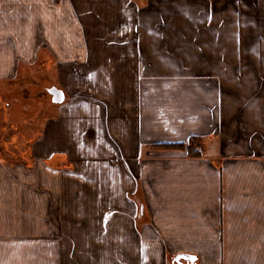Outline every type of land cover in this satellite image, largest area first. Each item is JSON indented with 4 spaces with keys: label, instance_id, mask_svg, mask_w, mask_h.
Masks as SVG:
<instances>
[{
    "label": "crops",
    "instance_id": "crops-1",
    "mask_svg": "<svg viewBox=\"0 0 264 264\" xmlns=\"http://www.w3.org/2000/svg\"><path fill=\"white\" fill-rule=\"evenodd\" d=\"M38 101L0 264H264V0H0V130Z\"/></svg>",
    "mask_w": 264,
    "mask_h": 264
},
{
    "label": "rangeland",
    "instance_id": "rangeland-1",
    "mask_svg": "<svg viewBox=\"0 0 264 264\" xmlns=\"http://www.w3.org/2000/svg\"><path fill=\"white\" fill-rule=\"evenodd\" d=\"M40 102L41 101L37 102L38 104L34 107V109L32 108V106H27L28 108L30 107L29 111L33 110L29 114L22 115L23 112H22L21 107H20V108H18L19 109L18 110V114H16V115H18V117L16 115H14V119H13V118H10L8 116V119H9L8 121L9 122L10 121H14V122L12 123V126H10V127L7 126L8 128L7 127L4 128L5 130H0V147H1L2 140L3 141L7 140L9 137H11L12 132L18 131L21 126H25L27 128V126H29L28 123H31V124L34 123L35 124V123H40L41 122V120L47 115L48 110L43 109V107L40 108ZM27 107H24V110L28 111ZM0 112H2L1 108H0ZM8 121L6 120V122H8ZM1 122L4 123V119L0 118V123ZM38 129H39V127H38ZM159 145L160 146H164V144H159ZM202 148H203L202 146L198 147V150H199V154L198 155H201V152L203 150ZM1 157H3V156L0 153V158ZM8 159H10V160H12V159L13 160H18L19 158L11 157V158H8ZM132 201L134 202V195L133 196L131 195V202ZM144 205H145V201H143L142 204H137V211L139 210L138 212H140L143 209ZM147 210L149 211V206H147Z\"/></svg>",
    "mask_w": 264,
    "mask_h": 264
},
{
    "label": "trees",
    "instance_id": "trees-1",
    "mask_svg": "<svg viewBox=\"0 0 264 264\" xmlns=\"http://www.w3.org/2000/svg\"><path fill=\"white\" fill-rule=\"evenodd\" d=\"M164 146H167V147H182V146H184V144H181V143L164 144ZM199 146H201V139L196 137V136L191 137L189 142H188V149H189L190 154L198 155L199 154V150H198Z\"/></svg>",
    "mask_w": 264,
    "mask_h": 264
},
{
    "label": "water",
    "instance_id": "water-1",
    "mask_svg": "<svg viewBox=\"0 0 264 264\" xmlns=\"http://www.w3.org/2000/svg\"><path fill=\"white\" fill-rule=\"evenodd\" d=\"M53 94H54V98L53 99L55 101H61L62 100V96H61V94L59 92L55 91ZM181 258L188 259V262L186 264H195L194 263V259L191 256L187 255V254H179L178 256H176L174 258V264H183V262L180 261Z\"/></svg>",
    "mask_w": 264,
    "mask_h": 264
},
{
    "label": "snow or ice",
    "instance_id": "snow-or-ice-1",
    "mask_svg": "<svg viewBox=\"0 0 264 264\" xmlns=\"http://www.w3.org/2000/svg\"><path fill=\"white\" fill-rule=\"evenodd\" d=\"M194 259V258H193Z\"/></svg>",
    "mask_w": 264,
    "mask_h": 264
}]
</instances>
